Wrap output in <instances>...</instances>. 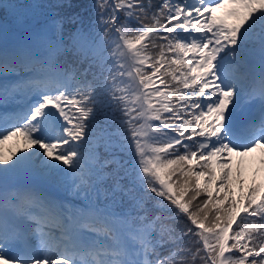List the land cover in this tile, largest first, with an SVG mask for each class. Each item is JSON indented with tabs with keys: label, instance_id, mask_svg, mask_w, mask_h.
Returning a JSON list of instances; mask_svg holds the SVG:
<instances>
[{
	"label": "snow or ice",
	"instance_id": "6c2138e0",
	"mask_svg": "<svg viewBox=\"0 0 264 264\" xmlns=\"http://www.w3.org/2000/svg\"><path fill=\"white\" fill-rule=\"evenodd\" d=\"M71 6L0 0V264H264V0Z\"/></svg>",
	"mask_w": 264,
	"mask_h": 264
},
{
	"label": "rangeland",
	"instance_id": "374dc122",
	"mask_svg": "<svg viewBox=\"0 0 264 264\" xmlns=\"http://www.w3.org/2000/svg\"><path fill=\"white\" fill-rule=\"evenodd\" d=\"M3 23L4 22L0 19V24H3ZM4 25H5V23H4ZM14 140H15V142H13V143H11V142L7 143L8 142V140H7L3 144H0V156H2L3 158H7L1 154L2 149H4V148L7 149L8 151H11V150L15 149L16 147L24 148V143L20 138L14 137ZM239 159L240 158H236V160H239ZM243 159L245 161V166H244L243 172L247 171L248 175L251 178L258 177L259 180L263 179V172H261V170H260L261 166L259 163V153L255 154L254 157H245ZM235 166L236 165H235V160H234V164H233L234 170H235ZM234 191H238V189L234 188Z\"/></svg>",
	"mask_w": 264,
	"mask_h": 264
},
{
	"label": "trees",
	"instance_id": "16d2710c",
	"mask_svg": "<svg viewBox=\"0 0 264 264\" xmlns=\"http://www.w3.org/2000/svg\"><path fill=\"white\" fill-rule=\"evenodd\" d=\"M35 3L41 4V5H55L58 0H34ZM71 7H68L66 11L68 12L67 15H75L79 14L83 17H88L91 13V5L93 4V0H70ZM55 8V7H52ZM51 8H42L39 9L38 12L46 13L49 16V11ZM61 13V12H60ZM62 16L61 14L58 16ZM38 19L42 20L44 19L43 15H38Z\"/></svg>",
	"mask_w": 264,
	"mask_h": 264
}]
</instances>
